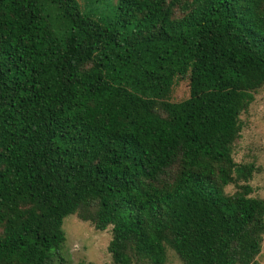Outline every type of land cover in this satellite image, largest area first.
I'll list each match as a JSON object with an SVG mask.
<instances>
[{"label":"trees","instance_id":"trees-1","mask_svg":"<svg viewBox=\"0 0 264 264\" xmlns=\"http://www.w3.org/2000/svg\"><path fill=\"white\" fill-rule=\"evenodd\" d=\"M87 1L102 15L0 0V264H49L70 215L112 228L113 264H257L264 199L233 152L264 0Z\"/></svg>","mask_w":264,"mask_h":264},{"label":"rangeland","instance_id":"rangeland-1","mask_svg":"<svg viewBox=\"0 0 264 264\" xmlns=\"http://www.w3.org/2000/svg\"><path fill=\"white\" fill-rule=\"evenodd\" d=\"M87 0H80L83 11L93 10L99 14L97 5L87 6ZM189 81L178 80L171 93L170 100L181 102L188 99ZM242 135L235 144L233 157L239 165H252L254 172L249 185L253 188L252 197L264 199V88L255 94V101L249 110L242 114ZM244 184V182H240ZM237 185L226 188L228 194H234ZM63 229L66 242L62 249L53 254L49 264H113L108 251L112 240V228L105 232L97 231L91 223L83 222L76 215H70L64 220ZM166 264H184L179 256L168 250ZM257 264H264V237L262 251L257 258Z\"/></svg>","mask_w":264,"mask_h":264}]
</instances>
